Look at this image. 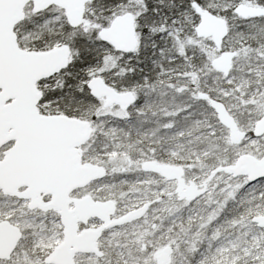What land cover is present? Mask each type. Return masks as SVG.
I'll return each instance as SVG.
<instances>
[{
	"label": "snow or ice",
	"instance_id": "snow-or-ice-1",
	"mask_svg": "<svg viewBox=\"0 0 264 264\" xmlns=\"http://www.w3.org/2000/svg\"><path fill=\"white\" fill-rule=\"evenodd\" d=\"M241 2L83 0L84 10L77 17L68 12V0H0V123L14 126L24 138L21 151L45 154L54 144L56 117L61 113L97 124L110 117L116 119L99 111L104 100L95 90V82L102 79L118 91L142 90L149 87L146 82H152L148 65L167 58L164 66L175 65L172 76L179 82V88L174 84L172 91L184 96L187 103L177 108L167 122H160L159 135L185 141L193 135H206V146L215 142L221 154L226 150L235 153L237 146L229 144L227 128L216 114L215 103L208 104V98L224 102L230 110L235 103L237 114L243 107L246 114L239 118L245 124H254L255 118L264 116V0H255L262 7L250 16L238 11ZM202 10L229 23L225 40L231 43L224 44L225 50H251L256 54L254 59L249 57L244 71L225 70L223 75L216 72L215 87L207 83V74L213 71L210 56L198 43ZM124 16L134 17L140 33L139 49L119 47L110 38L114 22ZM149 48L151 60L146 63L144 53ZM197 51L199 61L194 59ZM53 58L63 62L55 71L36 79L43 65ZM245 73L249 79L259 73L261 80L246 92L242 87ZM34 79L42 92L35 107ZM193 102L204 104L207 110L197 114ZM138 103L130 107L136 108ZM179 118L189 123L177 128ZM97 134L105 135L99 128ZM14 143L15 139L0 143V159ZM244 143L251 144L257 155H264V135L253 134L249 127ZM257 188L259 200L251 195ZM237 196L244 207L228 218L233 231L220 240V229L215 227L207 247L184 241L182 236L190 234L178 235L177 228L167 239L158 238L155 229L149 238L145 229L138 235L114 233L110 240L102 235L93 249L76 253L70 237L62 231L59 216L37 207L27 193L0 190V264H158L162 246L168 245H173L169 264H264V175L246 181L236 193H225L224 206L230 197L235 200ZM159 204H166L164 197H159Z\"/></svg>",
	"mask_w": 264,
	"mask_h": 264
},
{
	"label": "rangeland",
	"instance_id": "rangeland-1",
	"mask_svg": "<svg viewBox=\"0 0 264 264\" xmlns=\"http://www.w3.org/2000/svg\"><path fill=\"white\" fill-rule=\"evenodd\" d=\"M241 3L252 5L248 0ZM138 36L140 40V33H138ZM198 43L210 56L212 66L213 61L219 57L217 53L218 49L209 40L201 38ZM226 43H231V41H226ZM228 50L237 51L235 49ZM237 52L238 54L233 62V69L244 71L246 65L250 63L249 57L254 59L256 54L251 50L243 49ZM194 59L196 61L201 59L199 51L196 52ZM165 64H167V58H164L160 64L154 65L156 72L152 78V82H146L149 83V87L134 91L139 102L136 108H105L102 106L99 111L110 113L116 119L110 117L108 121H102L100 124L91 120L92 135L87 144L88 150L85 158L98 165L104 164L108 170V174L105 179L91 186L88 191L98 198L114 200L117 204L115 217L122 216L129 210L147 201H156L141 219L125 225L112 227L107 237L109 240L114 233L119 235L134 233L138 235L144 232L145 229H147L146 235L149 238H151L155 229L158 238L167 239L171 230L177 228L179 230L177 232L178 235L181 232L190 234L182 236L184 241L192 240L196 242L197 246L202 244L204 247H207L209 237L212 236L215 227L220 229L218 237L220 240L226 239V234L233 231L228 221L222 222V210L226 209L223 196L228 191H232L233 193L238 192L247 181L246 178H234L225 173L214 172L211 174L220 165L216 167L207 166V160L225 156L228 157L229 163H234L238 156L242 154L258 155L256 151L252 150L251 144L244 142L236 145L235 153L231 150H226L225 154H221L215 146V142H212L210 147L206 146V135H193L188 137L187 141L181 140L176 136H160V122H167V118L174 115L177 108H181L187 103L184 96L172 91L174 84L179 88V82L172 76V72L175 71V65L172 64L169 67H165ZM211 69L213 71L207 74V83L215 87L216 72L214 67ZM259 76L260 74L258 73L257 77L249 79L245 73L242 85L245 92L249 87L253 86V83L261 82ZM193 106L197 114H202L207 110L206 106L202 103L193 102ZM226 106L235 117L239 127L245 131H248L249 127L254 130L256 122L262 117L255 118L254 124H245L239 118L246 114L243 107H240L237 114L235 109L238 106L235 103L232 104L231 110L227 104ZM137 109H139V114H137ZM248 114L253 115L251 113ZM202 122L208 123L207 120ZM186 123H189V121L179 118V123L176 126L177 128H182ZM98 128L105 135H98ZM191 131L195 133L196 128L192 127ZM185 136H188L187 129ZM227 136L229 138L228 130ZM228 142L234 145L230 141V138ZM252 143L256 144V141ZM154 148L156 149L155 152L153 151ZM146 160L183 165L186 168L188 180L194 181L197 185L204 184V182L209 184V188H211L209 195L184 209V211H188V215L186 214L185 216L189 220V223L187 224L188 226L184 224L187 227L181 225L182 227L179 228L177 226L184 205H174V186L155 173L144 170L142 163ZM259 192L260 189L257 188L256 192L251 195L259 200ZM157 193H159V196H157ZM160 196L164 197L166 201L165 205L159 204ZM230 199L231 197L229 201ZM244 199L247 200L248 198L245 197ZM229 201L226 202L227 206ZM161 229L163 230L162 234ZM175 243H179V241Z\"/></svg>",
	"mask_w": 264,
	"mask_h": 264
},
{
	"label": "water",
	"instance_id": "water-1",
	"mask_svg": "<svg viewBox=\"0 0 264 264\" xmlns=\"http://www.w3.org/2000/svg\"><path fill=\"white\" fill-rule=\"evenodd\" d=\"M67 10L72 16H80L84 10L83 0H68ZM260 10L261 8L247 4H240L238 7L242 16L255 15ZM202 15L203 20L198 29L201 37H212L216 47L221 49L225 34L229 31L228 22L223 17L215 16L207 10H202ZM110 38L119 47L136 50L139 40L134 17H118L113 24ZM236 54V51H223L220 59L215 61L216 70L223 73L225 70L231 71ZM61 62L63 61L56 58L47 61L43 65V69L37 73L36 79L55 71ZM36 79L32 82L33 107L42 94L36 84ZM95 90L101 95V98H105V107L118 105L127 109L136 102V95L132 90L118 91L106 85L102 79L95 82ZM212 103H215L216 114L229 130L230 140L236 145L241 144L246 138L247 132L240 129L235 117L229 112L224 102L213 101L210 98V104ZM56 120L58 124L54 144L47 153L42 155L21 151L24 138L20 136L14 126H9L7 122L0 123V143L11 139L16 140L15 145L7 150L5 157L0 160V187L4 191L17 192L20 186H27V194L30 196L46 191L53 194L50 203L52 207L63 204L64 209H67L72 200L69 197L70 193L75 188L84 187L96 179L103 178L106 175V169L92 162H82L81 146L90 139L92 132L89 120L64 117V114H60ZM254 134L264 135V116L257 121ZM30 136H35V133H31ZM143 168L154 169L167 179H178L180 184L182 182L184 174L182 166L147 160L143 163ZM217 170L233 177L246 176L248 181H253L254 178L264 175V156L257 158L245 153L240 155L234 163L221 166ZM181 188L180 186L179 190ZM196 189L195 182H191L188 191L181 197L190 195L191 198H195ZM77 202L80 219L94 216L108 223L97 230L85 231L78 235L75 232L78 219L71 215H68V218L65 217L66 234L75 245L73 251L76 253L93 249L104 227H114L132 222L146 213V205H144L127 212L122 217L111 218L116 210L113 200L94 201L88 196ZM170 248L171 246H167L161 250L157 257L158 264L169 263L172 254Z\"/></svg>",
	"mask_w": 264,
	"mask_h": 264
},
{
	"label": "flooded vegetation",
	"instance_id": "flooded-vegetation-1",
	"mask_svg": "<svg viewBox=\"0 0 264 264\" xmlns=\"http://www.w3.org/2000/svg\"><path fill=\"white\" fill-rule=\"evenodd\" d=\"M104 2H105V0H101V3H104ZM203 39L209 40V41H211L214 44V41H213L212 38H203ZM225 43H226V40L223 41L222 50H218L217 53H218L219 57L213 61L212 66L210 65L211 68L214 67L215 61H217L220 58V56L222 54V51L224 50V44ZM214 70H215V72L221 73L220 71L216 70L215 67H214ZM102 99L105 102V99L104 98H102ZM137 101H138V98H137ZM208 102H209V99H208ZM111 107H122L123 108L124 106L113 105V106H109L108 108H111ZM105 108H107V107H105ZM124 109H125V107H124ZM61 114H63V113H61ZM89 121H91V120H89ZM15 142H16V140H15ZM88 142L85 143L83 146H81L82 162H92L90 160H86V158H85L86 157V154H87V150H88L87 149ZM14 145H15V143L12 144L7 150H9L10 148H12ZM6 151L3 154V158L5 157ZM263 156L264 155H258L256 157L257 158H262ZM2 159H0V160H2ZM92 163H95V162H92ZM99 165L103 166L107 170V168L105 167L104 164H99ZM181 166L184 168V174L182 176V182H181V184L179 183V180L178 179H167L161 173L157 172L154 169L147 170V171L148 172H153L156 175H158V176L162 177L163 179H165L166 181L172 183V185L175 188V192L173 194V199H174L173 203H174V205L175 206H177V205H179V206L184 205L183 212H182L180 218L178 219V222H179L178 224H181V225H184L185 224V225H187L189 223V220L186 218L185 215L187 214L188 211L185 210L186 211L185 212L184 209L186 207L190 206L191 204H193L194 202H196V201H198V200H200V199L208 196L209 195V192L211 191V188H209V184L208 183H205V182H204V184H198L197 189L195 191V195H196L195 198L191 199V196L190 195H186V196H184L182 198L181 196L184 195V193H186L188 191V186L191 184L192 180H188L187 179V177H186V168L183 165H181ZM107 174H108V170H107ZM106 176L104 178H102V179L94 180V181L90 182L88 185H86L84 187L75 188L70 193V195H69L70 199H72V200L68 204L67 209H64L63 204H62V206L52 207L50 205V203H51V201L53 199V194L52 193H48L46 191H41L38 195L31 196L32 202L37 207H44V208L50 210L52 213H55L57 216H59L60 221L62 222V225H63L62 231L65 234H66V226H65V223H64V219H65V217L68 218V215L74 216V217H76L78 219V221L76 223V229H75L76 234L80 235V234L84 233L85 231L97 230L100 227L107 225L108 222L103 221L99 217H94V216H89L86 219H80L79 218L80 217L79 216L80 214L77 211V203H78L77 201L80 200V199L86 198L88 196L91 197L94 201H108V200H111L109 198H98L92 192L90 193L88 191L91 186H93L97 182H100L101 180L105 179ZM180 186L182 187L181 190H179V187ZM27 189H28L27 186H20L17 189V192L27 193ZM0 190H3V189L0 187ZM155 202L156 201H147L145 203H142V204L136 206L135 208H138V207H141V206L146 205V213H145V215H146L147 212L149 211V209L152 207V205H154ZM115 204H116V202H115ZM116 211H117V204H116V210L113 213V215H111V218L112 217H115L114 215H115ZM111 228L112 227H107V226L104 227L103 231L101 232V234H100V236H99V238L97 240V243L101 239L102 235L104 236L105 239H108L107 238L108 235H109L108 233L111 230ZM74 247H75V245L72 244V249ZM79 252H83V251H79ZM79 252H77V253H79Z\"/></svg>",
	"mask_w": 264,
	"mask_h": 264
},
{
	"label": "trees",
	"instance_id": "trees-1",
	"mask_svg": "<svg viewBox=\"0 0 264 264\" xmlns=\"http://www.w3.org/2000/svg\"><path fill=\"white\" fill-rule=\"evenodd\" d=\"M242 1H245V0H242ZM248 1H250L251 4L261 6L257 3H255V0H248ZM139 48H140V45H139ZM144 55H145V62L147 63L148 61L151 60V48L147 49V51L144 53ZM155 72H156V70L154 69V65L149 64L148 68H147V74L153 78ZM228 163H229V159H228V157H225V156H222V157L217 158V159L214 158L213 160H207V166H212V167H216L217 165H225ZM244 200L246 203L247 200L246 199H244ZM243 207H244V204L241 203V199L239 196H237V198L235 200H233L231 198L226 209L222 210L221 215L223 217H225V219H223V217H222V222L228 221V218H231L232 216L236 215L241 209H243ZM177 226L179 228L182 227L181 224H177ZM187 226H185V227H187ZM185 232H187V231H185ZM184 236H187V235H184Z\"/></svg>",
	"mask_w": 264,
	"mask_h": 264
}]
</instances>
